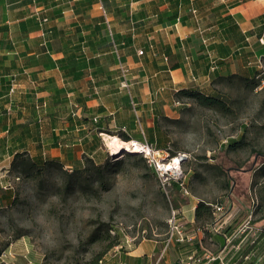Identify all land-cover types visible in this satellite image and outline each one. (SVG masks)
<instances>
[{
	"label": "crops",
	"instance_id": "crops-1",
	"mask_svg": "<svg viewBox=\"0 0 264 264\" xmlns=\"http://www.w3.org/2000/svg\"><path fill=\"white\" fill-rule=\"evenodd\" d=\"M262 35L264 0H0V182L19 153L66 167L86 156L99 161L105 133L97 126L151 140L162 152L167 135L154 121L174 117L175 92L214 93L220 77L251 79L264 55ZM122 64L128 88L120 87ZM256 187L221 233L188 218L198 229L192 242L159 252L136 245L102 264H195L188 258L200 249L219 254L250 212L264 229ZM1 189L0 208L15 198ZM226 252L227 264H264V236L249 245L237 235Z\"/></svg>",
	"mask_w": 264,
	"mask_h": 264
},
{
	"label": "rangeland",
	"instance_id": "rangeland-1",
	"mask_svg": "<svg viewBox=\"0 0 264 264\" xmlns=\"http://www.w3.org/2000/svg\"><path fill=\"white\" fill-rule=\"evenodd\" d=\"M213 96L227 108H205L181 97L173 118L159 116L169 150L156 155L169 161L171 152L185 162L181 169L191 196L178 194L174 202L185 220L194 218L188 210L196 201H229L232 219L244 213L240 200L249 206L254 186L264 195V87L236 75L215 84ZM233 143H238L236 149L224 151ZM103 144L99 170L89 163L81 173L52 164L26 177L15 170L10 174L7 182L15 198L0 208V252H12L7 264L83 263L113 240L118 244L105 257L136 245H155L154 252L171 246L167 221L172 196L166 195L142 153L123 156L124 148L111 154ZM259 216L264 217V206ZM0 264L5 263L0 259Z\"/></svg>",
	"mask_w": 264,
	"mask_h": 264
},
{
	"label": "built area",
	"instance_id": "built-area-1",
	"mask_svg": "<svg viewBox=\"0 0 264 264\" xmlns=\"http://www.w3.org/2000/svg\"><path fill=\"white\" fill-rule=\"evenodd\" d=\"M260 45H264V35H262L259 39ZM141 54V52H139ZM255 68L256 73L254 75V80L257 82V88L264 87V55L257 57L255 60ZM120 71L122 72V80L120 82V87L128 88L126 77L128 75L127 68L122 64L120 66ZM132 142V141H130ZM138 143V142H137ZM142 149V154L146 157L147 163L153 169L156 178L159 180V184L164 189V192L169 197L167 193V187L171 184H175L177 187V191L183 197H190L191 192L189 191L188 183L185 181V174L183 173L181 166H182V159L181 156L178 155L177 158H171L169 161H164V159L159 158L156 153L157 151L148 144V143H140ZM110 152V151H109ZM68 171L71 172V167H66ZM0 187L3 190H11L13 188L12 184L0 182ZM251 204H255L253 200H251ZM212 206V218L210 223L206 224L202 230L213 231L216 233H221L224 229V226L227 220L231 219L232 216V206L229 201L224 202H216L210 204ZM171 208V213L168 218V223L171 226V231L168 236V242H178V243H190L192 240L195 239L194 235L198 231L197 228L191 229V234L186 233L185 230L188 229L189 222L185 220V217L180 215L179 209ZM241 234H245L247 236V242L249 245H253L256 243L264 235V229L260 226H254L251 220V212L242 220L240 225L236 228L234 235H226L225 236V245L223 246L221 253H225L229 243L232 242L233 237L240 236ZM201 254L197 256L196 252L194 255H191L188 260L192 263L200 264L202 261H213L218 259L221 264H227L224 261L225 256H221L219 254H213L212 252L206 251V249H200ZM227 253V252H226ZM12 256V252L10 250H3L0 252V259L2 262L6 263V259ZM30 263V262H29ZM184 264V263H180Z\"/></svg>",
	"mask_w": 264,
	"mask_h": 264
},
{
	"label": "trees",
	"instance_id": "trees-1",
	"mask_svg": "<svg viewBox=\"0 0 264 264\" xmlns=\"http://www.w3.org/2000/svg\"><path fill=\"white\" fill-rule=\"evenodd\" d=\"M236 75H238V74H236ZM236 75H230L228 77H220L216 81L217 82H221L223 80H228L229 78L235 77ZM239 77H240L241 80L245 81L246 83H248L250 85L251 84L254 85V76L251 79L244 78V77H242L240 75H239ZM181 97L187 98V99H191L192 98L200 106L205 107V108L208 107V108L219 109V110L221 108H223V109L227 108L225 106V103L224 102L220 101L218 98H216L215 96H213V93L204 94V93H202L199 90L194 89V88L181 89V90H178L177 92H175L174 99L178 100V98H181ZM162 116L165 119L168 118V117H166L164 115H162ZM159 118H160L159 116H158V118H155L154 124H155V127L157 126V127L160 128ZM169 120H172V119L169 118ZM96 130H97V132H100L101 131V132H104V133H108V134H110L112 136L118 135L122 140H124L126 142L127 141L130 142L132 140L128 136V134L123 133V132H120V131H116V133H114L111 130L98 128V126H97V129ZM163 133L166 134V132H164V131H163ZM134 141H136V140H134ZM167 142L169 144V140L168 139H167ZM138 143H148L151 146H153L154 150H162V149H164V147H159V145L157 143L155 145H152L151 144L152 143L151 140H146V142L138 141ZM238 143H240V142H238ZM238 143H233V144L227 145V147L224 149V151H227L228 149L229 150L236 149L238 147ZM165 150H169V147L167 146L165 148ZM172 154L173 153L170 152L169 158H172V157L176 156V154H173V155ZM123 156L130 157L131 154H124ZM123 156H121V157H123ZM181 162H182V165L185 163L183 159H182ZM88 163L90 165H92L93 167H95L96 170H99L100 167H101V166H99V165H101L99 161H96L95 162L92 158L86 156L83 159L82 163H78L77 162V163H73L71 165V172L74 171V170H76V172H77V170H80L78 173L86 172L87 169H88V167L86 165ZM52 164L58 165L61 168H66L65 165H63L62 163L58 162L57 160L56 161H54V160H40L39 161L37 159H34V158L30 157L26 153L25 154L24 153L16 154L15 157H14V159H13V161L11 162V167H12V172H14V170H15V171H17V173H19L22 176H25L26 177V176L30 175L32 171L40 170L41 167H43L44 165H52ZM263 174H264V172H263ZM188 185H189V183H188ZM167 193L169 194V197H170V195L172 196L171 199H170L172 208L179 209V207L174 203L175 202V199L177 198V195L178 194L182 198H184V197L177 191L176 185L175 184H171L170 186H168L167 187ZM194 207H195L194 208V222H196L198 220H202L203 222L209 221L208 223H210V218L212 217V206H210V204L208 205L204 201H198L195 204ZM117 244L118 243L113 240V241H111L106 246V248H104V251L103 252L98 253L94 257L90 258L88 261H85L83 263L78 262V261H75L74 264H102L103 258L105 256L104 254L107 252V250H109L110 248L116 246Z\"/></svg>",
	"mask_w": 264,
	"mask_h": 264
},
{
	"label": "bare ground",
	"instance_id": "bare-ground-1",
	"mask_svg": "<svg viewBox=\"0 0 264 264\" xmlns=\"http://www.w3.org/2000/svg\"><path fill=\"white\" fill-rule=\"evenodd\" d=\"M104 142L106 144V146L108 147V149H110L112 151L111 154H120L121 150H123L125 148V150L127 151V154H132V153H142V149L140 143H137L134 140H131V143L124 142L123 140H121L117 135L116 136H112V135H108V134H104ZM193 205L190 206V209L188 210L189 213H193Z\"/></svg>",
	"mask_w": 264,
	"mask_h": 264
}]
</instances>
